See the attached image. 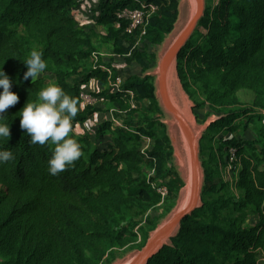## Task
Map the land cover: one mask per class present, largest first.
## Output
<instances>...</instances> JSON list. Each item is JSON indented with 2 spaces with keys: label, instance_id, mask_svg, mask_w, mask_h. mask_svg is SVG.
<instances>
[{
  "label": "trees",
  "instance_id": "1",
  "mask_svg": "<svg viewBox=\"0 0 264 264\" xmlns=\"http://www.w3.org/2000/svg\"><path fill=\"white\" fill-rule=\"evenodd\" d=\"M79 1L0 0V65L12 81L10 90L19 97L3 114V122L10 124V138H0V151L14 155L13 160L0 164V264H101L111 248L135 237L131 228L116 226L125 209L134 200L155 203L160 199L152 183L160 184L149 182L155 177L146 179L140 174L143 164L153 159L156 175L161 173L160 151L169 143L164 131L149 151L141 145L144 137L150 138V131L133 128L136 121L125 117L116 120L119 124L115 127L106 125L111 138L103 149L87 135L72 131L70 135L81 144L83 155L74 166L53 176L48 161L55 146L30 143V136L20 127V110L27 101L37 100L45 87L41 77L33 82L23 79L27 70L23 62L32 50L43 52L48 64L45 72L78 101L76 123L86 122L96 112L81 107L82 86L91 77L103 82L117 76L94 67L91 29L80 27L71 14ZM214 1V7L206 9L200 20L204 31L191 36L178 54L183 86L196 108L200 95L210 106L223 108L235 103L237 93L250 90L264 109V0ZM144 2L154 3L157 10L149 18L142 41L150 36L159 43L173 29L177 2ZM137 5L138 0H103L97 21L109 25L108 30L111 23H118L119 30L112 34L128 37L133 46L137 31L126 33L127 22L117 19L115 11ZM121 50L128 53L129 47ZM138 59L143 62L142 57ZM106 96L115 103L132 100L137 109L146 106L161 112L153 84L138 75L126 74L115 93L106 92ZM222 111L224 117L213 121L207 132L231 127L249 110ZM216 143L209 158L201 161L206 182L202 196L216 187L214 165L224 156L228 158L232 148L235 184L242 192L234 207L252 210L259 218L257 223L248 227L235 220L228 225L219 223V201L204 199L202 206L181 221L170 244L147 264H257L259 251L264 252V127L256 141L221 135ZM163 185L170 202L177 198L183 181L172 169Z\"/></svg>",
  "mask_w": 264,
  "mask_h": 264
},
{
  "label": "rangeland",
  "instance_id": "2",
  "mask_svg": "<svg viewBox=\"0 0 264 264\" xmlns=\"http://www.w3.org/2000/svg\"><path fill=\"white\" fill-rule=\"evenodd\" d=\"M138 2L139 5L144 2V0H138ZM176 2L177 17L174 23H177L178 27L187 20L192 9L191 3L189 4L186 2L185 4L184 0H176ZM214 5V0H205L203 16L205 15L206 9L213 8ZM90 12L91 10L86 13V16L89 17L91 15ZM91 16L93 17V15ZM102 26H94L90 30L95 50L92 61L94 67H96L102 59L110 58L111 64L116 67L114 71H111V77L117 75L120 76L123 81L126 74L138 75L141 78L149 80L155 88V70L158 63V57L172 35H169V33L163 35L159 43L152 41L151 37L148 36L141 41L139 46L134 47L130 44L128 37L114 35V33L112 34L111 31L119 30L120 25L116 27L115 23H111L108 31H103L101 28ZM200 31H204V29L200 26L199 21L191 36H195ZM116 38H118L119 41H115ZM128 47V53L121 50ZM138 56L142 57L143 62H140ZM171 76L173 83L171 87L173 96L178 102V105L183 109L186 116L191 120L194 129L198 133L199 156L202 150L201 145H203L204 151L200 156V161L209 158V150L218 144L216 141L221 135L224 136V139L234 138L236 141H256L259 138L260 130L264 127V109L258 106L259 100L256 101L252 91H240L237 93L235 103L224 105L223 108L210 106L207 102L203 101V96L200 95L198 98L199 106L196 108L193 98L185 90L178 73V57L174 68L172 69ZM40 77L43 79L45 87L49 82H55V80L46 72L42 73ZM112 81L113 80L110 79L109 81L102 82L97 78H93L87 82V85L81 90V107L95 108L96 112L93 113L84 123L73 122L72 131L76 134L87 135L92 143L103 149L110 144L111 138V132L109 129H106V125L115 127L117 125L116 120L120 122L121 117H125L126 119H131L133 122L136 121L133 128L144 127L150 131V134H148L150 138L147 137L148 139L143 140V144L141 143V147L144 151L152 150L156 145V137H161L160 135L164 131V134H166L169 139V143L168 146L167 144H164L163 149L160 151L159 156L163 157L161 173L156 175L155 161L153 159L150 163L145 162L143 164L140 176H144L146 179L154 176L155 178L152 179L153 181L149 180V182H156L160 185H163L168 181L169 170L174 169L181 176L182 173L180 171L177 157L178 151L175 152L177 148L175 147V141L173 142L171 138V130L173 128V118L171 115L166 113L162 108L160 113L146 106H143L142 109H137L132 100L128 103H115L109 98V96H106L105 98L104 96L106 92L114 94L116 91V88L111 85ZM121 83L122 82H119V86ZM101 97H104L103 101L99 100ZM141 102L146 103L145 100H142ZM184 103L186 104V108ZM238 107L246 108L249 111L245 115L238 117L231 127L223 128L218 131H206L213 121L224 117V114L222 113L223 109H233ZM233 153L234 149L230 148L229 157L226 158L224 156L223 160L221 159L217 165H214L215 170L212 175V180L213 182L216 181L217 185L211 189V191L208 190L203 196L202 190H204L206 182L205 172L202 167L203 185L200 205H203L204 199L219 201L221 207L218 219L219 223L228 225L231 221L235 220L239 226L248 227L255 225L259 218L250 209L236 210L234 207V203L242 198V192L235 184L237 167L232 162ZM160 185L157 186V184L152 183V188L156 191V187H159ZM221 201H227V203L224 204V202ZM176 205L177 198L169 202L167 196L163 199L160 197L155 203H153L152 200H150V202L134 200L132 204L125 209L124 213L118 218L116 223L117 228L127 227L132 229L135 235L133 241L121 247L111 248L104 256L101 264H111L114 261L116 262L123 257L128 256L135 250L140 249L144 245L149 233L168 216ZM257 264H264L263 251H259L258 253Z\"/></svg>",
  "mask_w": 264,
  "mask_h": 264
},
{
  "label": "water",
  "instance_id": "3",
  "mask_svg": "<svg viewBox=\"0 0 264 264\" xmlns=\"http://www.w3.org/2000/svg\"><path fill=\"white\" fill-rule=\"evenodd\" d=\"M186 2L191 3V13L187 20L178 26L179 28L177 23H174L173 29L169 32L172 37L159 54L155 70V95L159 106L173 118L171 138L173 142L175 141L177 148L175 152L178 151L183 185L178 191L176 207L149 233L144 245L111 264H147L164 245L170 244V239L177 234L181 221L201 206L203 170L199 156V136L191 120L178 105L171 88L173 85L171 72L178 54L203 17L205 9V0H184L185 4ZM184 105L186 108L185 103Z\"/></svg>",
  "mask_w": 264,
  "mask_h": 264
},
{
  "label": "clouds",
  "instance_id": "4",
  "mask_svg": "<svg viewBox=\"0 0 264 264\" xmlns=\"http://www.w3.org/2000/svg\"><path fill=\"white\" fill-rule=\"evenodd\" d=\"M27 70L23 79L37 80L45 72L48 64L43 58V52L32 50L29 58L23 62ZM12 81L0 65V138H10V124L3 122V114L7 109L19 102L18 95L11 91ZM78 101L67 94L64 89L55 82H49L38 93V99L27 101L20 110V127L26 130L30 136V143L54 145L51 158L48 161L50 175H58L74 166L82 155V146L73 138V120L77 116ZM14 159L9 150L0 151V164Z\"/></svg>",
  "mask_w": 264,
  "mask_h": 264
},
{
  "label": "built area",
  "instance_id": "5",
  "mask_svg": "<svg viewBox=\"0 0 264 264\" xmlns=\"http://www.w3.org/2000/svg\"><path fill=\"white\" fill-rule=\"evenodd\" d=\"M139 3V2H138ZM157 10V6L154 3L150 2H142L141 4L135 7H120L116 9L115 16L117 19L124 20L127 22L125 26V32L132 34L137 31V35L135 37V43L133 46H139L142 41V37L145 35V28L149 21L150 16ZM119 78H115L112 81V86L119 88ZM82 100V95H81ZM103 101V97L99 99ZM94 101V100H92ZM116 124L119 122L116 121ZM147 137H144V140H147ZM157 193L163 199L167 195V188L164 185H160L156 187Z\"/></svg>",
  "mask_w": 264,
  "mask_h": 264
},
{
  "label": "crops",
  "instance_id": "6",
  "mask_svg": "<svg viewBox=\"0 0 264 264\" xmlns=\"http://www.w3.org/2000/svg\"><path fill=\"white\" fill-rule=\"evenodd\" d=\"M102 2H103V0H80L79 2L76 3V5H74L72 7L71 14L74 17V19L77 21V23L80 27L88 30V29H92L94 26H102L103 25L101 27L102 30L108 31L107 25L97 21V17L100 16V11H99L100 8L99 7L102 4ZM89 10H91L90 13H91V15H93V17L91 15L89 17L86 16V13ZM95 24H97V25H95ZM115 24H116V27L119 25L118 23H115ZM93 45H94V43H93ZM98 67L102 71H106L109 74L111 73V71H114L116 68V67H114L113 64H111L110 58L102 59L99 62ZM93 78H96V77H91L90 80ZM115 78H119V81L122 82L120 76H116ZM85 85H87V83L82 86V89Z\"/></svg>",
  "mask_w": 264,
  "mask_h": 264
},
{
  "label": "bare ground",
  "instance_id": "7",
  "mask_svg": "<svg viewBox=\"0 0 264 264\" xmlns=\"http://www.w3.org/2000/svg\"><path fill=\"white\" fill-rule=\"evenodd\" d=\"M181 161V160H180Z\"/></svg>",
  "mask_w": 264,
  "mask_h": 264
}]
</instances>
